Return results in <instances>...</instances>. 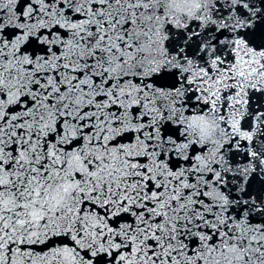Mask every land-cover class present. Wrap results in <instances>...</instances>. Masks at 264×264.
Instances as JSON below:
<instances>
[{"label":"snow or ice","instance_id":"obj_1","mask_svg":"<svg viewBox=\"0 0 264 264\" xmlns=\"http://www.w3.org/2000/svg\"><path fill=\"white\" fill-rule=\"evenodd\" d=\"M0 264H264V0H0Z\"/></svg>","mask_w":264,"mask_h":264}]
</instances>
